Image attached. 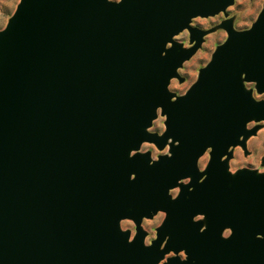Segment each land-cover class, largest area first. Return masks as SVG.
<instances>
[{
	"label": "water",
	"instance_id": "water-1",
	"mask_svg": "<svg viewBox=\"0 0 264 264\" xmlns=\"http://www.w3.org/2000/svg\"><path fill=\"white\" fill-rule=\"evenodd\" d=\"M234 1L20 0L0 32V264H264V173L228 171L264 122L244 87L264 94V0L249 30L221 25L184 95L168 91L211 33L191 21Z\"/></svg>",
	"mask_w": 264,
	"mask_h": 264
},
{
	"label": "rangeland",
	"instance_id": "rangeland-1",
	"mask_svg": "<svg viewBox=\"0 0 264 264\" xmlns=\"http://www.w3.org/2000/svg\"><path fill=\"white\" fill-rule=\"evenodd\" d=\"M118 2L119 0H109ZM20 0H0V32L6 27L8 20L13 15ZM263 5V0H235L233 5L227 8L226 12L220 13L210 18H195L191 21L190 26L202 31H211L204 37L203 43L199 50L177 71L179 77L183 80L179 83L176 79L170 81L168 91L176 96L184 95L187 90L196 82L198 71L207 66L211 61L212 55L226 41V33L221 29V25L229 21L232 28L237 32L249 30L256 21ZM174 41L181 44L183 48H189V35L187 31L178 34ZM247 91L252 92V97L256 101H264V94L259 95L254 91L253 85L244 84ZM164 117L160 116L157 111L156 119L152 122L151 127L147 130L149 133L161 135L164 132ZM257 128L256 133L245 141V150L241 147L231 149L232 157L228 160V171L234 174L240 170H252L257 174L264 173V122H250L247 130ZM149 152L152 160H157L158 156L167 155V149L159 152L153 145L143 144L139 149V153ZM209 161L208 151L199 159L198 170L202 172ZM188 181H182L186 184ZM178 194V190H173L170 195L174 198ZM165 215L158 213L150 220H143L141 228L147 233L145 245H149L150 241L155 239V229L158 228ZM196 220H199L196 219ZM122 231H129L132 238L135 234V226L131 221L124 220L120 223ZM170 254L168 257H172ZM180 258H184L183 254H179Z\"/></svg>",
	"mask_w": 264,
	"mask_h": 264
}]
</instances>
